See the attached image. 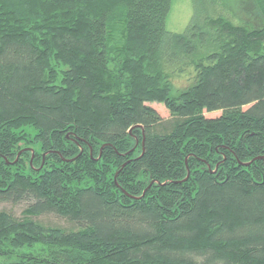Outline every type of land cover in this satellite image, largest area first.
I'll return each instance as SVG.
<instances>
[{"label": "trees", "instance_id": "1", "mask_svg": "<svg viewBox=\"0 0 264 264\" xmlns=\"http://www.w3.org/2000/svg\"><path fill=\"white\" fill-rule=\"evenodd\" d=\"M172 2L0 0V264H264V0Z\"/></svg>", "mask_w": 264, "mask_h": 264}, {"label": "rangeland", "instance_id": "2", "mask_svg": "<svg viewBox=\"0 0 264 264\" xmlns=\"http://www.w3.org/2000/svg\"><path fill=\"white\" fill-rule=\"evenodd\" d=\"M193 5L192 0H173L170 12L166 20V27L170 31L181 32L185 30L192 16ZM245 12V11H243ZM245 14V13H244ZM247 14V13H246ZM176 84L179 87H184L188 84V81L184 77H176ZM155 107L158 112L165 118L170 117V112L163 103L152 102L150 103ZM221 114V111L205 112L208 117H216ZM26 206V203H20L17 205L0 203V209H7L12 211L16 215H21L22 210ZM42 220L46 223L62 225L65 227H72V224L68 220L57 216L55 214H48L42 217Z\"/></svg>", "mask_w": 264, "mask_h": 264}, {"label": "water", "instance_id": "3", "mask_svg": "<svg viewBox=\"0 0 264 264\" xmlns=\"http://www.w3.org/2000/svg\"><path fill=\"white\" fill-rule=\"evenodd\" d=\"M261 157H263V156H257L253 160L261 158ZM244 164H250V162H247V163H244ZM189 175H190V169H188V174H187L186 178H184V180L188 179Z\"/></svg>", "mask_w": 264, "mask_h": 264}]
</instances>
